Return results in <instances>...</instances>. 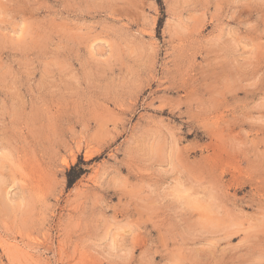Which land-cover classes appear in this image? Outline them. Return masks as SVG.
I'll list each match as a JSON object with an SVG mask.
<instances>
[{
    "label": "rangeland",
    "instance_id": "rangeland-1",
    "mask_svg": "<svg viewBox=\"0 0 264 264\" xmlns=\"http://www.w3.org/2000/svg\"><path fill=\"white\" fill-rule=\"evenodd\" d=\"M0 264H264V0H0Z\"/></svg>",
    "mask_w": 264,
    "mask_h": 264
},
{
    "label": "trees",
    "instance_id": "trees-1",
    "mask_svg": "<svg viewBox=\"0 0 264 264\" xmlns=\"http://www.w3.org/2000/svg\"><path fill=\"white\" fill-rule=\"evenodd\" d=\"M85 164V161L81 160L79 163H77L75 166L71 168V170L68 173V184L69 186L73 185L76 180L83 174L85 173V169L82 166Z\"/></svg>",
    "mask_w": 264,
    "mask_h": 264
},
{
    "label": "bare ground",
    "instance_id": "bare-ground-1",
    "mask_svg": "<svg viewBox=\"0 0 264 264\" xmlns=\"http://www.w3.org/2000/svg\"><path fill=\"white\" fill-rule=\"evenodd\" d=\"M214 191V190H213Z\"/></svg>",
    "mask_w": 264,
    "mask_h": 264
}]
</instances>
